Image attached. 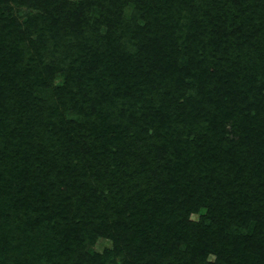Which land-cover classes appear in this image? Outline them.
Returning a JSON list of instances; mask_svg holds the SVG:
<instances>
[{"label": "trees", "instance_id": "trees-1", "mask_svg": "<svg viewBox=\"0 0 264 264\" xmlns=\"http://www.w3.org/2000/svg\"><path fill=\"white\" fill-rule=\"evenodd\" d=\"M22 1L55 5L44 30L74 42L49 61L35 49L22 82L0 77L13 92L3 97L9 108L0 107L4 141L22 150L24 169H45L56 205L25 222L35 231L48 226L43 236L0 242V264L17 262L14 243L25 259L50 264H116L115 255L117 264H264V97H248L237 60L220 57L263 45L264 22L253 21L264 19V0ZM9 2L0 0V33L35 25L34 15L14 22ZM126 5L134 12L127 17ZM206 10L210 18L199 22ZM88 22H105L106 31H90ZM58 41L43 31L35 42L12 40L27 56ZM17 54L0 57V75ZM65 72L74 92L52 83ZM145 89L154 94L144 97ZM24 173L11 181L0 172V202L13 187L7 202L36 212L32 203L25 208L33 193L24 191ZM96 233H111L108 262L83 253Z\"/></svg>", "mask_w": 264, "mask_h": 264}, {"label": "rangeland", "instance_id": "rangeland-1", "mask_svg": "<svg viewBox=\"0 0 264 264\" xmlns=\"http://www.w3.org/2000/svg\"><path fill=\"white\" fill-rule=\"evenodd\" d=\"M11 6V11L13 13V16L16 17L14 19V22H23L29 15H34L37 16L38 18L36 21H34L35 25L32 24V26L27 29L25 27H17L14 26L10 29L2 30L0 33V57H2L4 54H6L7 58L10 52H18L16 55V58L19 60L17 63L5 67L4 69L1 70L3 74L0 75L1 78L4 77V81L7 83H10V81H18L22 82L25 80L24 74L26 69H28L26 66L27 64H31V58H33L34 53L37 51L41 50L42 54L43 52V58L45 61H49L51 59H56L57 56H60L57 54V52L62 53L61 56H64L65 54V49L66 47L73 43L74 40L70 36H64L62 35V40L58 41V38L54 37L55 35H51L50 32L44 30L47 25V19H50V12H48V8L51 10L56 9L54 7L55 5H50L49 7L47 5L43 4H37L35 5H28L25 4L22 0H13L9 2ZM160 6L161 4L158 3ZM204 6V5H203ZM202 6V7H203ZM94 6L91 7L93 9ZM55 12H59L55 11ZM61 12V11H60ZM185 11H183L184 13ZM62 13V12H61ZM92 13V12H91ZM133 12V5H126L123 8V15L124 16H129ZM198 20L199 22H206L210 18V12L209 10H206L205 12H201V15H198ZM95 18H98L97 15ZM90 21H92L90 19ZM87 22V21H86ZM253 22H264V19H260L258 21H253ZM88 30H98L100 34L104 33L106 30V25L105 22H88ZM41 27H43L41 30ZM262 28L264 29V24H262ZM43 31L48 39L52 41H58V44L55 46L52 45L51 43H48V45H45V49L41 48L40 46H37V48H30L31 52L27 56L25 53V50L22 47H16L12 42V40L15 39H23L27 42L30 41H36L38 40V37L40 36V32ZM93 32V31H92ZM22 33V34H20ZM16 34H20V36L15 37ZM90 34V33H89ZM258 34H260L261 37V42L263 41V45H261L258 42L255 43V50L250 53V55H241V54H235L234 52L231 53H225L224 55H220V57H225L224 62L228 63V60H231L232 58L228 57L229 54H232L234 56V59L232 62L237 60L238 65L236 67L239 68L241 67L240 70L238 69V72L241 73V78L243 77V82L241 81V78L238 81V87L239 85L241 86V90L244 91L248 97H252V99H261L264 97V30H259ZM65 41L69 42L68 45H65ZM60 44V45H59ZM62 44V45H61ZM24 46V45H23ZM43 47V46H42ZM5 49H7L5 51ZM37 51H36V50ZM32 56V57H31ZM68 57V56H67ZM30 60V61H29ZM226 60V61H225ZM6 62V61H5ZM226 68V66H224ZM122 75V73H120ZM66 72L62 73L61 75L56 76L54 81L52 82L54 86H64L67 83H64L63 81L65 80ZM230 81L231 79L228 78ZM226 83H229L226 81ZM68 85V91L69 92H74L73 90L77 89L76 83H69ZM197 87V85H196ZM196 87L195 84L194 86H191V88L185 90V94L191 92H196ZM112 88L109 85L108 88H106V91H110ZM154 94V91L150 89H145V94L144 97H146L147 93ZM156 96L160 93L159 91H155ZM163 92V91H162ZM82 94V92H80ZM170 93L174 95V91L170 90ZM193 93V94H194ZM7 94H13L11 91V88L4 83V85H0V107L1 108H9L12 102L5 101L4 95ZM44 90L39 91V95H43ZM192 94V95H193ZM191 94H189L190 96ZM197 95L200 100L202 99L203 94L197 93ZM78 96V95H77ZM188 96V94H187ZM184 97L183 94L179 96L180 100ZM76 103L81 106L83 103V100L79 99V97H75ZM122 101L126 102L123 104H129L126 99H118L115 98L114 102L122 103ZM68 102V101H67ZM133 104L137 106L139 104V109L141 110L144 105L141 103L140 99H138L136 102L133 101ZM66 105L71 106L72 103H67ZM73 106V105H72ZM211 109L215 110V107H211ZM71 111H67L69 113ZM216 112V111H214ZM66 113V114H67ZM217 114V113H216ZM81 119H83L82 115H79ZM3 120V113H0V127L2 124H4ZM3 131L0 129V172L5 175V178L8 180H13L14 178H18L20 172L21 175L22 173L25 174V177L28 178V181L24 182L23 187L25 188L24 191L26 190L28 192H32V196L30 197L29 204L25 206V208H29V205L31 204L34 209H37L36 212H30L26 211L21 207V205H15V204H9L7 201L10 199H15L16 195L14 194L15 189L13 187L7 186V190L3 193H1V196H3V199H6V205L5 203L0 202V242L3 240L5 241V244L9 241H14L17 242L16 239H22L24 236L25 237H30L31 234L35 236L36 238L40 235L43 236L44 231L48 228V224H46L47 227L43 230L35 231L34 229H31L32 227L29 226L26 227L25 222L27 221L28 217L34 218L38 213L42 212L43 209L45 208H51V204L55 205L53 203V198L55 197V193H48L47 189L50 186V183L48 180L43 179V176L45 175V169H39L37 167H27L25 166L24 169V163H25V158L23 155L20 154V150L18 147L16 148L14 145H7L4 141V136ZM6 138V137H5ZM8 139V138H7ZM2 142V143H1ZM16 152V155H15ZM65 161V160H64ZM65 164V163H64ZM92 164V163H91ZM90 164V166H91ZM28 171V173H26ZM88 174V169L86 170V175ZM24 177V175H23ZM0 186L4 187L6 186L5 184H0ZM11 203V202H10ZM23 203V202H22ZM4 205V206H2ZM13 206V208H12ZM56 206V205H55ZM101 211V206L99 208H96L95 211V216L98 214L99 216L101 215L99 212ZM38 212V213H37ZM36 213V214H35ZM192 219L196 220L197 215L192 214L191 215ZM109 220L114 219L115 217L112 215L108 216ZM94 222L98 223V219L95 218ZM111 233H106V235L102 234H89L92 236L90 239L88 237L85 238L84 241V252L90 257H100L101 259L105 260L108 262V257L106 255L108 254L109 251L113 250V241L108 235ZM46 242V239H45ZM13 246V252L11 253L13 256V259H18L15 264H50L49 262L44 263L40 258L36 259V256L31 255L32 258L29 256L23 257L26 254H22L24 251L19 250L18 247L15 245V243L12 245ZM37 246L44 247L41 248V250H47L49 247V243L46 242L43 244L37 243ZM41 252V251H40ZM82 252V251H81ZM25 253V252H24ZM77 256H79V253H75ZM86 257V256H85ZM116 264L118 262V256H111L110 257ZM91 259V258H90ZM210 260H213L214 257L210 256ZM26 261V262H24ZM102 261V260H101ZM97 261L95 262V264ZM92 264V263H91ZM111 264V263H109ZM120 264H122L120 262Z\"/></svg>", "mask_w": 264, "mask_h": 264}]
</instances>
